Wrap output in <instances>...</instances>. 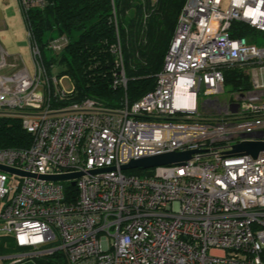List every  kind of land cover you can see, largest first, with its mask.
<instances>
[{
    "label": "built area",
    "instance_id": "1",
    "mask_svg": "<svg viewBox=\"0 0 264 264\" xmlns=\"http://www.w3.org/2000/svg\"><path fill=\"white\" fill-rule=\"evenodd\" d=\"M20 1L25 10L44 6ZM223 5L187 0L155 89L114 112L90 98L56 108L74 87L67 93L62 78L48 74L28 30L35 73L0 75V110L24 114L33 141L0 150V165L36 178L0 171V239L33 248L26 257L61 253L60 264H264V152L228 154L264 142V0ZM246 27L254 32L244 35ZM68 44L62 37L48 49L61 53ZM5 58L0 46V70ZM117 58L114 86L126 88L120 47ZM227 69L243 70L251 89L212 98L225 94ZM201 93L210 98L200 113ZM197 150L185 165L151 169L145 178L121 169ZM77 173L67 182L39 179Z\"/></svg>",
    "mask_w": 264,
    "mask_h": 264
},
{
    "label": "trees",
    "instance_id": "2",
    "mask_svg": "<svg viewBox=\"0 0 264 264\" xmlns=\"http://www.w3.org/2000/svg\"><path fill=\"white\" fill-rule=\"evenodd\" d=\"M44 6L22 8L32 40L42 53L48 74L63 68L59 78L69 77L74 90L66 106L86 99L96 100L102 110L114 112L126 102L130 105L153 91L157 76L175 36L178 20L187 0H43ZM244 35L253 30L245 28ZM67 37L68 46L61 53L48 49L51 41ZM120 47L127 87H115L119 73L117 50ZM226 83L233 90L251 89L250 77L240 69L226 70ZM24 114L0 112V150L26 149L32 136L23 127ZM142 171V170H134ZM128 172L127 174H132ZM66 191L75 192L66 185ZM11 242L8 253L18 247ZM0 239V249L3 244ZM19 248V247H18ZM36 264H60L61 253L33 257Z\"/></svg>",
    "mask_w": 264,
    "mask_h": 264
},
{
    "label": "rangeland",
    "instance_id": "3",
    "mask_svg": "<svg viewBox=\"0 0 264 264\" xmlns=\"http://www.w3.org/2000/svg\"><path fill=\"white\" fill-rule=\"evenodd\" d=\"M229 0H224V8H227ZM0 45L4 48L6 52V67L0 70V75H14L23 68H27L31 75L35 73V63L32 54L29 32L24 19L21 1L20 0H0ZM262 46V45H259ZM63 68H55L53 71V76L58 77L60 71ZM59 78V77H58ZM62 87L69 93L73 90V83L69 77L62 78ZM205 90V88H204ZM233 89L227 85L225 87V94L222 96H213L212 98H217L222 101V99L228 98L232 93ZM210 97L206 96L204 93L198 96V106L199 112H202V105L204 101L208 100ZM2 112V110H0ZM203 120L205 121H217L222 120V116H209L203 115ZM133 175L145 178L153 172V170L145 171H132ZM13 186H16L15 184ZM10 187V183L8 184ZM3 250L0 249V257H16V259H4L0 261V264H36V259L33 257H26L34 253L33 248H18L8 253V248L11 242H4ZM9 245V246H8Z\"/></svg>",
    "mask_w": 264,
    "mask_h": 264
},
{
    "label": "water",
    "instance_id": "4",
    "mask_svg": "<svg viewBox=\"0 0 264 264\" xmlns=\"http://www.w3.org/2000/svg\"><path fill=\"white\" fill-rule=\"evenodd\" d=\"M201 151H187V152H171L165 154L154 155L150 157H144L138 160H133L129 164L122 166L123 171H133V170H151L158 167L163 166H171V165H185L192 159L194 154L200 153ZM264 152V142H243L233 146L232 151L228 154L230 156H242V155H250L253 158H257L258 155ZM114 168L102 170L111 171ZM0 171L10 173V174H18L25 177L36 178V176L32 174H27L10 167H6L0 165ZM82 173L77 174H65V175H54V176H40L39 179L43 181L49 182H67L70 180L77 179L81 177ZM76 182H72V186H75Z\"/></svg>",
    "mask_w": 264,
    "mask_h": 264
},
{
    "label": "bare ground",
    "instance_id": "5",
    "mask_svg": "<svg viewBox=\"0 0 264 264\" xmlns=\"http://www.w3.org/2000/svg\"><path fill=\"white\" fill-rule=\"evenodd\" d=\"M184 104H189V100L188 99H184Z\"/></svg>",
    "mask_w": 264,
    "mask_h": 264
},
{
    "label": "crops",
    "instance_id": "6",
    "mask_svg": "<svg viewBox=\"0 0 264 264\" xmlns=\"http://www.w3.org/2000/svg\"><path fill=\"white\" fill-rule=\"evenodd\" d=\"M1 46V45H0ZM2 47V46H1ZM3 48V47H2ZM4 49V48H3ZM5 51V50H4Z\"/></svg>",
    "mask_w": 264,
    "mask_h": 264
}]
</instances>
